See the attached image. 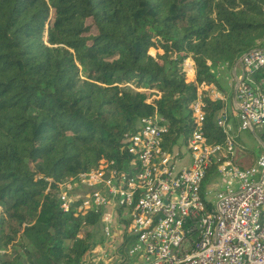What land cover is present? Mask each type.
Segmentation results:
<instances>
[{"label":"trees","instance_id":"trees-1","mask_svg":"<svg viewBox=\"0 0 264 264\" xmlns=\"http://www.w3.org/2000/svg\"><path fill=\"white\" fill-rule=\"evenodd\" d=\"M263 40L264 0H0V264H87L97 213L61 210L59 185L136 169L124 135L154 112L164 147L185 140L196 87L224 91L215 70Z\"/></svg>","mask_w":264,"mask_h":264},{"label":"built area","instance_id":"built-area-1","mask_svg":"<svg viewBox=\"0 0 264 264\" xmlns=\"http://www.w3.org/2000/svg\"><path fill=\"white\" fill-rule=\"evenodd\" d=\"M180 67L195 82L190 56ZM224 70L226 95L213 84L196 87L185 140L164 147L166 120L154 112L124 135L136 169H91L59 185L61 210L81 219L97 213L93 228L82 222L103 238L87 264H264V40L221 64L217 79ZM206 98L222 102L213 118L220 141L204 131ZM243 131L256 142L245 166L252 150L236 142Z\"/></svg>","mask_w":264,"mask_h":264},{"label":"rangeland","instance_id":"rangeland-1","mask_svg":"<svg viewBox=\"0 0 264 264\" xmlns=\"http://www.w3.org/2000/svg\"><path fill=\"white\" fill-rule=\"evenodd\" d=\"M224 95L227 94L226 91H222ZM151 96V95H150ZM149 96V97H150ZM229 101H226L225 107L228 108ZM236 142L239 145H242L244 147H247L248 149H251L253 152L256 151V142L254 141L253 137L246 131L241 132L239 136L236 137ZM94 243L98 244L101 242V239L103 240L101 234H100V228L99 226L94 229Z\"/></svg>","mask_w":264,"mask_h":264},{"label":"crops","instance_id":"crops-1","mask_svg":"<svg viewBox=\"0 0 264 264\" xmlns=\"http://www.w3.org/2000/svg\"><path fill=\"white\" fill-rule=\"evenodd\" d=\"M226 73H227V71L224 70V71H222L221 74H220L221 77H220L219 79H220V85H221L222 87L225 86V84H226V82H225V74H226ZM186 77H187V79H188L189 81L192 82V81H193V78H194V75H193V74H192V75H187ZM149 92H151V91H149ZM149 98H150V100H151V99H155V98H157V96L152 95V96H150Z\"/></svg>","mask_w":264,"mask_h":264}]
</instances>
